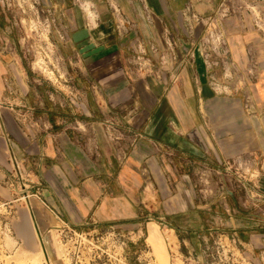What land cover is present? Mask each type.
Wrapping results in <instances>:
<instances>
[{"label": "crops", "instance_id": "obj_1", "mask_svg": "<svg viewBox=\"0 0 264 264\" xmlns=\"http://www.w3.org/2000/svg\"><path fill=\"white\" fill-rule=\"evenodd\" d=\"M91 1L99 5V1ZM220 1L213 0L212 4ZM169 3L172 2L162 1L164 7ZM108 14L109 11L99 13L102 23L108 22ZM169 17L171 12L167 10L161 15ZM79 24L68 35L81 36L86 26L82 21ZM88 44L89 41H73V47H58L73 66V97L85 99L88 121L84 122L77 121L71 112V118L51 119L46 125L19 123L14 116L16 108L7 100L25 99L20 110L41 114L37 107H28L27 93L9 91V85H14L12 65L0 60L1 201H13L17 164L20 173L29 177L27 192L37 201L36 206H30L40 232L50 225L67 223L136 227L146 222L150 244L157 242L156 224L173 231L183 226L191 233L203 229L194 173L201 165L220 167L228 159L247 155L253 158L251 169L264 203V71L255 83L246 82L249 87L243 91L232 80L226 82L228 94L221 95L209 85L202 65L199 76L192 74L185 64L186 56L180 55L181 47L178 55L174 51L177 47H166L161 67L155 59L158 47H87ZM247 48L251 49L228 48L233 67H246ZM171 67H184L191 79L181 73L179 85H174L171 71L161 69ZM216 75L221 77L219 72ZM247 99H251L250 107L245 105ZM118 122L140 133L123 161L117 159L116 148L107 138ZM156 146L167 147L171 155H163ZM261 218L254 216L253 209L231 217L233 230L245 233L249 247L261 236L264 246V216ZM52 220L57 224H50Z\"/></svg>", "mask_w": 264, "mask_h": 264}, {"label": "rangeland", "instance_id": "obj_2", "mask_svg": "<svg viewBox=\"0 0 264 264\" xmlns=\"http://www.w3.org/2000/svg\"><path fill=\"white\" fill-rule=\"evenodd\" d=\"M95 1L99 5L91 0H0V60L12 65L14 81L9 91L27 93L28 107H37L41 114L20 110L25 99L7 100L16 108L14 116L19 123L33 127L46 125L51 119H69L73 113L77 121H88L84 115L85 99L80 95L73 97L76 94L70 76L73 66H69L58 48L73 47V41H89L87 47H158L155 59L159 64L162 57L165 59L166 47H177L176 55L181 47L180 55L186 56L185 64L192 74L199 76L202 65L209 85L221 95L228 94L227 83L231 80L243 91L249 87L246 82L255 83L264 71V0H221L216 4H212L213 0H170L172 3L166 7L163 0ZM165 10L171 12L168 19L161 18ZM106 11L109 19L102 23L99 13ZM80 21L86 26L84 33L77 37L68 35L81 26ZM229 47H251L245 52L248 62L244 69L229 63ZM210 62L216 65L211 66ZM178 67L161 68L171 71L174 85H179L181 73L187 80L191 79L187 69ZM217 72L221 74L219 79ZM79 78L82 79L81 75ZM251 103V99L245 101L248 107ZM190 104L194 102L190 100ZM0 107H3L1 101ZM115 129L107 133V138L121 161L115 136L124 135L119 142L128 152L138 142L137 138L129 146L132 134L139 137L140 133L126 129L119 122ZM161 150L163 155H171L167 147ZM234 159L248 160L250 168L254 165L251 156L243 155L226 160L220 167L201 165L200 174L194 173L195 198L203 211V229L191 233L177 226V231H173L169 226L159 227L150 218L157 228L154 239L157 242L150 244L146 222L136 227L118 223H67L50 225L40 232L30 206H36L37 201L34 196L28 197L29 177L16 166L13 201L0 199V264H264L263 236L254 239L249 247L245 233L233 230L231 217L236 213L242 215L253 209L254 216H262L261 220L264 216L256 176L252 169L249 171L252 175H245L238 168L239 162L233 163ZM211 226L225 236H232L234 241L224 240L226 237L220 243L210 241V251L202 255L204 242L198 234ZM190 238L191 241L187 240Z\"/></svg>", "mask_w": 264, "mask_h": 264}, {"label": "built area", "instance_id": "obj_3", "mask_svg": "<svg viewBox=\"0 0 264 264\" xmlns=\"http://www.w3.org/2000/svg\"><path fill=\"white\" fill-rule=\"evenodd\" d=\"M209 64L211 66H215L216 65L214 62H210ZM128 132H130V131H128ZM132 137H133V140H132V142L130 143L129 146H133L135 144V141L137 140V138L139 139L140 135L138 137V134L133 133ZM123 138H124L123 134L115 136V143L118 145V149L120 151V154L122 155V158L120 159L121 161L125 160V158H126L125 156L127 154L126 146H122V142H119L120 139H123ZM232 161H233V163H235L236 161L239 162L238 168L241 169V171H244L245 175H248V173H249V175H252L249 172L251 168L248 165V160H246V159H234ZM233 163L230 164V167H233V165H234ZM247 165H248L247 172H245V170H246L245 168H246ZM16 166H17V164H16ZM197 173L200 174L199 170L197 171ZM199 190H201V189H199ZM198 237H200V239L204 242V247L201 250L202 255L203 254H208V252L210 251V249H209L210 248L209 247V242L210 241L212 243H214V244L215 243H220L221 241H224L225 239L228 240V242L234 241V238L232 236H228V235L225 236L222 232H218V228L213 227V226L207 228L202 234H198ZM223 237H226V238H224V240H223Z\"/></svg>", "mask_w": 264, "mask_h": 264}]
</instances>
